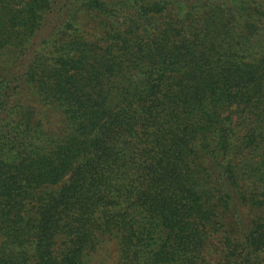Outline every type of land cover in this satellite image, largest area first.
I'll return each mask as SVG.
<instances>
[{"label":"trees","instance_id":"obj_1","mask_svg":"<svg viewBox=\"0 0 264 264\" xmlns=\"http://www.w3.org/2000/svg\"><path fill=\"white\" fill-rule=\"evenodd\" d=\"M0 264H264V0H0Z\"/></svg>","mask_w":264,"mask_h":264}]
</instances>
